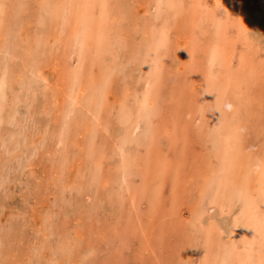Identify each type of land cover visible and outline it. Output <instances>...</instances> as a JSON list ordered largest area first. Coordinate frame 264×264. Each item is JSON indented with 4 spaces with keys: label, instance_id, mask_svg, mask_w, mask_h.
Listing matches in <instances>:
<instances>
[{
    "label": "rangeland",
    "instance_id": "374dc122",
    "mask_svg": "<svg viewBox=\"0 0 264 264\" xmlns=\"http://www.w3.org/2000/svg\"><path fill=\"white\" fill-rule=\"evenodd\" d=\"M3 1L0 264H264V0Z\"/></svg>",
    "mask_w": 264,
    "mask_h": 264
},
{
    "label": "bare ground",
    "instance_id": "6f19581e",
    "mask_svg": "<svg viewBox=\"0 0 264 264\" xmlns=\"http://www.w3.org/2000/svg\"><path fill=\"white\" fill-rule=\"evenodd\" d=\"M5 1H6V0H5ZM13 1H14V0H13ZM15 1H16V0H15ZM55 1H56V0H55ZM74 1H76V0H74ZM200 1H201V0H200ZM16 2H17V1H16ZM27 2H28V1H27ZM53 2H54V0H53ZM63 2H66V0L63 1ZM79 2H80V1H79ZM260 2H261V1H260ZM10 3H12V2H10ZM28 3H29V2H28ZM80 3H81V2H80ZM80 3H79V4H80ZM202 3H203V2H202ZM48 4H49V3H48ZM62 4H63V3H62ZM76 4H78V3H76ZM91 4H93V3H91ZM198 4H200L199 1H198ZM198 4H197V6H199ZM5 5H6V3H5L3 0H0V27H1V28H2V27H5V25L7 24V23H6V24H3L4 21H7V22L10 21L9 18H7L8 15H7V17H6ZM8 5H10V4H8ZM12 5H13V4H11V6H12ZM14 5H15V4H14ZM45 5H46V4H45ZM182 5H183V4H182ZM185 5H186V4H185ZM63 6H65V4H64ZM77 6H78V5H77ZM80 6H81V5H80ZM197 6H196V8H197ZM200 6H202V5H200ZM200 6H199V7H200ZM8 7H9V9L11 8L10 6H8ZM18 7H19V8H17V9H21L20 6H18ZM44 7H45V6H44ZM59 7H62V5L59 4ZM68 7H69V6H68ZM184 7H185V6H184ZM235 7H236V6H235ZM15 8H16V7H15ZM28 8H29V7H28ZM28 8H27V9H28ZM53 8L55 9V12H57V11H56V8H57V7H56V8L53 7ZM63 8H64V7H63ZM63 8H61V9L63 10ZM75 8H76V7H75ZM75 8H74V9H75ZM80 8H81V7H80ZM47 9H48V8H47ZM54 9H53V10H54ZM65 9H66V7H65ZM203 9H204V8H203ZM236 9H237V8H236ZM24 10H25V9H23V14H24ZM28 10H29V9H28ZM50 10H51V8H50ZM50 10H48V12H49ZM75 10H76V9H75ZM195 10H196V9H195ZM201 10H202V9H201ZM19 11H20V10H19ZM59 11H60V10H59ZM236 11H237V10H236ZM239 11H240V10H239ZM25 12H26V11H25ZM28 12H29V11H28ZM43 12H44V11H43ZM78 12H79V11H78ZM18 13H19V12H18ZM46 13H47V12H46ZM61 13H62V12H61ZM61 13H60V14H61ZM67 13H68V12H67ZM73 13H74V12H73ZM199 13H200V12H199ZM235 13H236V12H235ZM26 14L28 15V13H26ZM51 14L53 15V13H51ZM54 14H55V13H54ZM60 14H59V15H60ZM69 14H70V13H69ZM74 14H75V13H74ZM79 14H80V12H79ZM81 14H82V12H81ZM171 14H172V13H171ZM14 15H15V14H14ZM48 15H49V14H48ZM55 15H56V14H55ZM57 15H58V13H57ZM57 15H56V16H57ZM63 15H64V14H63ZM194 15H195V14H194ZM204 15H205V14H204ZM240 15H241V14H240ZM72 16H73V15H72ZM163 16H165V15H163ZM242 16H243V14H242ZM14 17H16V15H15ZM24 17H25V16H24ZM60 17H61V16H59V18H60ZM64 17H66V15H64ZM70 17H71V16H70ZM165 17H166V16H165ZM202 17H203V16H202ZM203 18H205V17H203ZM14 19H15V20H14V21H15V22H14V25H15L17 19H16V18H14ZM50 19H51V18H50ZM53 19H54V18H53ZM53 19H52V20H53ZM56 19H57V18H56ZM63 19H64V18H63ZM67 19H68V18H67ZM11 20H12V19H11ZM24 20H25V19H24ZM24 20H23V21H24ZM58 20H60V19H58ZM18 21H19V20H18ZM20 21H22V20L20 19ZM20 21H19V22H20ZM27 21H28V19H27ZM164 21H166V20L164 19ZM202 21H203V19H202ZM53 22H55V21H53ZM210 22H211V21H210ZM20 23H21V22H20ZM22 23H23V22H22ZM41 23H42V22H41ZM62 23H63V22H62ZM75 23H76V22H75ZM163 23H164V22H163ZM212 23H213V22H212ZM24 24H25V23H24ZM26 24H27V22H26ZM26 24H25V25H26ZM44 24H45V23H44ZM50 24H51V22H50ZM55 25H56V24H55ZM57 25H58V24H57ZM57 25H56V26H57ZM60 25H61V24H60ZM215 25H216V24H215ZM7 26H8V25H7ZM16 26H17V25H16ZM16 26H15V28H16ZM18 26H19V25H18ZM23 27H24V26H23ZM23 27L21 28V26H20L19 28H21V30H24ZM26 27H27V25H26ZM61 27H62V25H61ZM64 27H65V25H64ZM64 27H62V29H63ZM7 28H9V26H8ZM56 28H57V27H56ZM223 28H225V25H223ZM17 29H18V27H17ZM27 29H28V28H27ZM8 30H10V28H9ZM15 30H16V29H15ZM160 30H161V29H160ZM216 30H217V29H216ZM58 31H59V30H58ZM19 32H20V31H19ZM19 32L17 31V35H16L17 37H19V36H18ZM25 32L27 33V31H25ZM59 32H60V31H59ZM59 32H57V33H59ZM62 32H63V31H62ZM77 32H78V31H77ZM77 32H75V33L77 34ZM158 32H159V31H158ZM219 32H221V31H219ZM22 33H23V32H22ZM26 33H25V34H26ZM55 33H56V32H55ZM55 33H54V34H55ZM60 33H61V32H60ZM90 33H92L91 30H90ZM150 33H151V32H150ZM163 33H164V32H163ZM163 33H162V34H163ZM221 33H222V32H221ZM34 34H35V33H34ZM3 35H5V34H3ZM146 35L148 36V33H147ZM26 36H27V35H26ZM37 36H38V35H37ZM51 36H53V35H51ZM56 36H57V35H56ZM60 36H61V35H60ZM74 36H75V35H74ZM161 36H162V35H161ZM17 37H16V38H17ZM24 37H25V36H24ZM0 38H1V36H0ZM53 38H54V37H53ZM56 38H57V37H56ZM74 38H76V37H74ZM2 39H3V38H2ZM32 39H33V38H32ZM51 39H52V38H51ZM72 39H73V38H72ZM144 39H145V38H144ZM201 39H202V38H201ZM3 40H4V39H3ZM3 40H2V41H3ZM5 40H6V39H5ZM17 40H18V39H17ZM20 40H22V39H19L18 41H20ZM146 40H147V39H146ZM149 40H150V39H149ZM154 40H155V39H154ZM72 41H73V40H72ZM163 41H164V40H163ZM165 41H166V40H165ZM20 42H21V41H20ZM22 42H23V41H22ZM24 42H25V41H24ZM70 42H71V41H70ZM144 42H145V41H144ZM160 42H161V41H160ZM3 43H4V42H3ZM5 43H6V42H5ZM8 43H9V42H8ZM12 43H14V42H12ZM17 43H19V42H17ZM30 43H31V42H30ZM149 43L151 44L150 41H149ZM161 43H162V42H161ZM78 44H79V43H78ZM154 44H155V43H154ZM215 44H216V43H215ZM12 45H14V44H12ZM19 45H20V44H19ZM67 45H68V44H67ZM85 45H86V43H85ZM85 45H84L83 50H82L80 53H78V55H79V57H80V58H78V59H83L84 54L90 51L89 47H87V45H86V46H85ZM6 46H7V44H6ZM214 46H215V45H214ZM14 47H15V46H14ZM153 47H154V46H153ZM153 47H152V53H153ZM15 48H16V47H15ZM144 48H145V47H144ZM216 48H217V47H216ZM220 48H221V47H220ZM11 49H12V48H11ZM3 50H4V49H3ZM66 50H67V49H66ZM73 51H74V50H72V52H73ZM78 51H79V50H78ZM222 51H223V50H222ZM47 52H48V51H47ZM64 52H65V51H64ZM141 52H142V51H141ZM224 52H225V51H224ZM65 53H66V52H65ZM144 53H145V52H144ZM146 53H147V52H146ZM3 54H4V53H3ZM10 54H11V53H10ZM66 54H67V53H66ZM74 54H75V53H74ZM74 54H73V55H74ZM142 54H143V53H142ZM142 54H141V55H142ZM154 54H155V53H154ZM18 55H19V54H18ZM43 55H45V54H43ZM47 55H48V54H47ZM139 55H140V54H139ZM143 55H144V54H143ZM145 55H146V54H145ZM151 55H152V54H151ZM160 55H162V53H161ZM160 55H159V57H160ZM223 55H224V53H223ZM3 56H4V55H3ZM3 56H2V57H3ZM19 56H20V55H19ZM220 56H221V55H220ZM67 57H68V56H67ZM72 57H73V56H72ZM86 57H87V56H86ZM144 57H145V56H144ZM147 57H148V55H147ZM157 57H158V56H157ZM157 57H155V58H157ZM208 58H209V57H208ZM3 59H5V58H3ZM146 59H147V58H146ZM144 60H145V59H144ZM148 60H149V59H148ZM223 60H224V59H223ZM225 60H226V59H225ZM225 60H224V61H225ZM146 62H148V61H146ZM149 62H150V61H149ZM225 62L227 63V61H225ZM66 63H67V62H66ZM80 63H81V62H80ZM226 63H225V64H226ZM80 65H81V64H80ZM66 67H67V66H66ZM76 68H77V67H76ZM78 68H79V67H78ZM215 69H216V68H215ZM81 70H82V67H81L80 71H81ZM224 70H225V69H224ZM21 71H22V70H21ZM219 71H220V70H219ZM221 71H222V69H221ZM233 71H234V70H233ZM236 71H237V70H236ZM237 72H238V71H237ZM42 73H43V72H42ZM216 73H217V72H216ZM43 74H44V73H43ZM109 74H110V73H109ZM101 75H102V74H101ZM156 75H157V74H156ZM219 75H220V74H219ZM16 76H17V75H16ZM106 76H107V74H106ZM216 76H217V75H216ZM225 77H227V76H225ZM15 78H16V77H15ZM37 79H38V78H37ZM69 80H70V79H69ZM69 80H68V81H69ZM68 81H67V82H68ZM74 81H75V80H74ZM100 81H101V80H100ZM41 82H42V81H41ZM69 82H70V81H69ZM147 82H148V81H147ZM65 83H66V82H65ZM72 83H73V82H72ZM107 83H108V82H107ZM76 84H77V83H76ZM93 84H94V82H93ZM62 85H63V84H62ZM62 85H61V87H62ZM65 85H66V84H65ZM69 86H70V85H68V87H69ZM76 86H77V85H76ZM92 86H93V85H92ZM147 86H148V85H147ZM61 87H60V88H61ZM80 87L82 88V86H80ZM80 87H79V88H80ZM90 87H91V86H90ZM10 88H11V87H10ZM42 88H43V87H42ZM81 88H80V89H81ZM83 88H84V87H83ZM92 88H93V87H92ZM45 89H46V88H45ZM55 90H56V89H55ZM25 91H26V90H25ZM84 91H85V89H84ZM228 91H229V90H228ZM52 92H53V91H52ZM148 92H149V91H148ZM76 93H77V91H76ZM157 93H158V92H157ZM231 93H233V92L231 91ZM58 94H59V93H58ZM68 94H69V93H68ZM77 94H78V93H77ZM72 95H73V94H72ZM78 95H79V94H78ZM235 95H236V94H235ZM56 96H58V95H56ZM70 96H71V95H69V97H70ZM240 96H241V95H240ZM75 97H76V96H75ZM220 97H221V96H220ZM179 99H180V98H179ZM16 100H17V99H16ZM135 100H136V99H135ZM137 100H138V99H137ZM139 100H140V99H139ZM49 102H50V101H49ZM104 102H105V101H104ZM135 102H136V101H135ZM10 104H11V103H10ZM122 104H123V103H122ZM7 105H8V104H7ZM130 105H131V104H130ZM140 105H141V103H140ZM125 106H126V105H125ZM210 106H211V105H210ZM130 107H131V106H130ZM133 107H134V105H133ZM134 108H135V107H134ZM131 109H132V108H131ZM136 109H137V108H136ZM2 111H3V110H2ZM133 116H134V115H133ZM92 117H93V116H92ZM81 119H82V118H81ZM155 121H156V120H155ZM158 121H159V120H158ZM79 122H80V120H79ZM105 122H106V121H105ZM102 123H103V122H102ZM155 123H156V122H155ZM197 123H198V122H197ZM152 124H153V123H152ZM200 124H201V123H200ZM78 125H79V124H78ZM201 125H202V124H201ZM56 126H57V125H56ZM102 126H104V125H102ZM125 127H126V126H125ZM53 128H54V127H53ZM71 128H73V127H71ZM138 128H139V126L137 125V128H136V129H138ZM68 129H69V127H68ZM60 131H62V130H60ZM63 131H64V130H63ZM63 131H62V132H63ZM78 131H79V130H78ZM78 131H75V132H78ZM64 132H65V131H64ZM65 133H67V132H65ZM78 133H79V132H78ZM41 134H42V133H41ZM67 134H69V133H67ZM67 134H66V136H67ZM70 134H71V133H70ZM80 134H81V133H80ZM80 134H78V135H80ZM82 134H83V133H82ZM82 134H81V135H82ZM86 134H87V133H86ZM49 135H50V134H49ZM63 135H64V134H63ZM78 135H77V136H78ZM159 135H161V134H159ZM59 136H60V135H59ZM68 136H69V135H68ZM83 136H85V135H83ZM147 136H148V135H147ZM54 137H55V136H54ZM90 137H91V136H90ZM16 138H17V137H16ZM208 138H209V137H208ZM208 138H207V139H208ZM52 139H53V138H52ZM55 139H56V138H55ZM63 139H64V138H63ZM84 140L86 141L87 139L85 138ZM146 140H147V139H146ZM209 140H210V139H209ZM57 141H58V139H57ZM43 142H44V141H43ZM210 142H211V141H210ZM60 143H61V142H60ZM151 143H152V142H151ZM153 143H154V142H153ZM15 144H16V143H15ZM15 144H14V145H15ZM18 144H19V143H18ZM40 144H41V143H40ZM76 144H77V143H76ZM41 145H42V144H41ZM57 145H58V144H57ZM15 146H16V145H15ZM32 146H33V145H32ZM37 146L40 147V145H37ZM44 146H45V145H44ZM35 148H36V147H35ZM35 148H34V149H35ZM150 148H151V146H150ZM36 149H37V148H36ZM39 149H41V148H39ZM85 149H86V148H85ZM129 149H130V148H129ZM37 150H38V149H37ZM34 151H35V150H34ZM46 151H47V150H46ZM122 152H123V151H122ZM86 153H87V152H86ZM52 159H53V158H52ZM128 159H129V158H128ZM131 159H133V161H135V160H134L135 158H131ZM95 160H96V159H95ZM129 160H130V159H129ZM54 161H55V159H54ZM90 161H91V160H90ZM90 161H89V162H90ZM131 161H132V160H131ZM57 162H58V161H57ZM58 163H59V162H58ZM60 163H61V162H60ZM60 163H59V164H60ZM90 163H91V162H90ZM122 163H123V162H122ZM61 164H62V163H61ZM64 164H65V163H64ZM91 164H93V163H91ZM116 165H118V164H116ZM133 165H134V164H133ZM59 166H60V165H59ZM60 167H61V166H60ZM62 167H63V166H62ZM90 169H93V168H90ZM131 169H132V168H131ZM58 171H59V170H58ZM122 172H123V170H122ZM122 172H121V173H122ZM60 173H61V171H60ZM262 173H263V172H262ZM61 174H62V173H61ZM118 174H119V173H118ZM84 176H85V175H84ZM82 177H83V176H82ZM162 177H163V176H162ZM123 178H124V177H123ZM63 179H65V178H64V175H63ZM58 180H59V179H58ZM60 180H61V179H60ZM62 181H63V180H62ZM64 182L66 183L65 180H64ZM74 183H75V182H74ZM71 185H72V184H71ZM144 185H145V184H144ZM146 188H147V187H146ZM259 188H260V187H259ZM80 189H81V188H80ZM118 190H119V189H118ZM127 190H128V189H127ZM139 191H140V190H139ZM139 191H138V192H139ZM149 191H150V190H149ZM149 191H146V192H149ZM204 191H205V190H204ZM130 192H131V191H130ZM133 192H134V191H133ZM144 192H145V191H144ZM144 192H143V194H144ZM146 192H145V195H146ZM218 192H219V191H218ZM149 193H150V192H149ZM172 193H173V192H172ZM134 194H135V193H134ZM143 194H142V195H143ZM120 195H121V194H120ZM130 195H131V194H130ZM138 195H140V194L138 193ZM140 196H141V195H140ZM174 196H175V194H174ZM174 196H173V198H174ZM201 196H202V195H201ZM204 196H205V195H204ZM204 196H203V199L205 198ZM218 196H219V195H218ZM129 197H130V196H129ZM134 197H135V196H134ZM258 197H259V196H258ZM132 198H133V196H132ZM146 198H149V196L146 197ZM151 198H152V196H151ZM175 198H177V197H175ZM134 200H135V199H134ZM149 200H150V199H149ZM157 200H158V199H157ZM176 200H178V199H176ZM184 200H185V198H184ZM136 201H137V199H136ZM133 203H134V201H133ZM177 203H178V202H177ZM209 204H210V202H209ZM197 205H198V204H197ZM248 206H249V205H248ZM170 207H171V206H170ZM221 207H222V206H221ZM172 208H173V207H171L170 209L172 210ZM197 208H198V207H197ZM223 209H224V208H223ZM223 209H222V210H223ZM172 211H173V210H172ZM172 211H171V212H172ZM195 211H196V210H195ZM224 211H225V210H224ZM174 212H175V211H174ZM196 212H198V211H196ZM261 213H262V212H261ZM198 214H200V213L198 212ZM198 214H197V215H198ZM203 215H204V214H203ZM200 216H201V214H200ZM191 219H193V218H191ZM225 220H226V219H225ZM192 221H193V220H192ZM211 222H212V221H211ZM209 223H210V222H209ZM208 226H209V225H208ZM208 226H207V228H208ZM214 226H215V225H214ZM227 226H228V225H227ZM202 227H203V226H202ZM211 228H212V226H211ZM0 229H1V228H0ZM195 231H196V230H195ZM216 231H217V230H216ZM252 231H253V230H252ZM227 232H228V230H227ZM252 235H253V234H252ZM195 237H196V236H195ZM212 237H213V236H212ZM234 238H235V237H234ZM234 238H233V239H234ZM238 238H239V237H238ZM233 241H234V240H233ZM197 243H198V242H197ZM234 243H235V242H234ZM241 243H242V242H241ZM206 244H207V243H206ZM220 246H221V245H220ZM235 246H236V245H235ZM239 246H240V245H239ZM241 246H242V245H241ZM245 247H246V246H245ZM249 249H250V248H249ZM254 250H255V249H254ZM248 251H249V250H248ZM255 252H257V251H255ZM211 254H212V253H211ZM259 256H260V255H259ZM209 257H210V256H209ZM222 257H223V256H222ZM223 258H224V257H223ZM207 259H208V257H207ZM231 260H232V259H231ZM235 260H236V259H235ZM237 261H238V260H237ZM204 262H205V261H204ZM201 264H204V263H201ZM207 264H208V263H207ZM238 264H239V263H238ZM240 264H241V263H240Z\"/></svg>",
    "mask_w": 264,
    "mask_h": 264
},
{
    "label": "clouds",
    "instance_id": "9594fccd",
    "mask_svg": "<svg viewBox=\"0 0 264 264\" xmlns=\"http://www.w3.org/2000/svg\"><path fill=\"white\" fill-rule=\"evenodd\" d=\"M229 108H231V105H228Z\"/></svg>",
    "mask_w": 264,
    "mask_h": 264
}]
</instances>
